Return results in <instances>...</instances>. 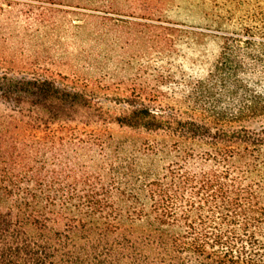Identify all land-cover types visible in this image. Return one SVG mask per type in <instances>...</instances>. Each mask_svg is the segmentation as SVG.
Listing matches in <instances>:
<instances>
[{
	"label": "trees",
	"instance_id": "obj_1",
	"mask_svg": "<svg viewBox=\"0 0 264 264\" xmlns=\"http://www.w3.org/2000/svg\"><path fill=\"white\" fill-rule=\"evenodd\" d=\"M259 9V26L225 32L204 80L175 82L161 65L153 80L141 66L105 83L42 63L94 19L115 21L127 48L139 41L160 62L182 36L203 34L166 18L161 0H0V264H264ZM227 14L213 23L236 18ZM173 86L187 94L164 104ZM111 93L119 117L101 102ZM111 125L147 136L116 143Z\"/></svg>",
	"mask_w": 264,
	"mask_h": 264
},
{
	"label": "rangeland",
	"instance_id": "obj_2",
	"mask_svg": "<svg viewBox=\"0 0 264 264\" xmlns=\"http://www.w3.org/2000/svg\"><path fill=\"white\" fill-rule=\"evenodd\" d=\"M161 1L166 8V18L182 25L186 30L203 34L182 36L175 52L164 61L160 62L158 53L153 49L147 51L144 44L139 41H135L131 48H127L126 34L115 27V21L102 24L101 19H94L89 21L87 29L82 31L76 39H74L73 30L70 29L66 35L67 38L63 41V46L53 50V55L56 56L55 62L42 63V65L55 74L71 78L81 76L93 82L107 77L105 83H108L110 76L118 73L117 79L128 81L138 75L137 72L141 66L148 67V70H142L140 77L144 75V78L153 80L156 76L154 68L161 65L166 70H170L175 77V82L204 80L219 58L225 32L234 30L241 33L240 30L244 26H259V22L251 15L262 12L259 5L264 11V2L261 0H245L247 4L241 8H235L233 4H227L224 0H217L219 9L210 0ZM230 10L236 12V18L231 23L221 21L222 28L213 23L217 17H227V12ZM206 14H209V17ZM112 18L119 17L112 15ZM64 50L70 53V59H61V53ZM129 61H131V67L127 64ZM164 91L167 92L164 104L171 106L180 103L187 94L184 86L179 88L173 86L172 89L166 88ZM109 95V100L101 98L105 110L113 117L123 115V105L114 102L112 93ZM179 105L185 108L183 104ZM3 111H6L5 107L0 106V113ZM109 129L116 143L140 141L147 136L128 129H120L117 125H111Z\"/></svg>",
	"mask_w": 264,
	"mask_h": 264
}]
</instances>
